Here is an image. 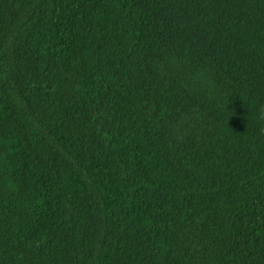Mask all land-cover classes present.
<instances>
[{
	"label": "trees",
	"instance_id": "1",
	"mask_svg": "<svg viewBox=\"0 0 264 264\" xmlns=\"http://www.w3.org/2000/svg\"><path fill=\"white\" fill-rule=\"evenodd\" d=\"M0 264H264V0H0Z\"/></svg>",
	"mask_w": 264,
	"mask_h": 264
},
{
	"label": "clouds",
	"instance_id": "2",
	"mask_svg": "<svg viewBox=\"0 0 264 264\" xmlns=\"http://www.w3.org/2000/svg\"><path fill=\"white\" fill-rule=\"evenodd\" d=\"M199 78H200V74H199V73H197L196 76L193 77L194 80H195V79H199ZM200 82H201L202 84H204L206 87H209V88L211 87L210 82H207V83H206V82H205L204 80H202V79H201Z\"/></svg>",
	"mask_w": 264,
	"mask_h": 264
}]
</instances>
